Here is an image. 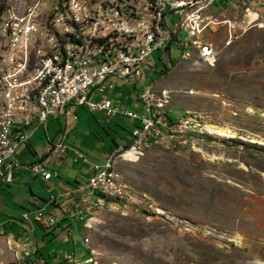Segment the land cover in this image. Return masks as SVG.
Listing matches in <instances>:
<instances>
[{
    "label": "rangeland",
    "instance_id": "374dc122",
    "mask_svg": "<svg viewBox=\"0 0 264 264\" xmlns=\"http://www.w3.org/2000/svg\"><path fill=\"white\" fill-rule=\"evenodd\" d=\"M197 1L195 7L202 6L199 16H210L204 24L212 20V25L200 36L189 26L188 35L180 30L178 38H187L188 48L177 55L172 46L166 73L157 59L161 51L156 52L155 71L146 69L144 82L118 81L104 93L114 106L141 113L137 96L143 85L151 84L158 97L168 94L166 112L173 123L185 117L202 120L232 136L197 128L192 135L150 143L133 160L120 158L117 172L128 189L161 214L149 215L151 206L143 210L112 202L92 212L87 227L82 219L74 220L71 232L62 228L68 221L53 205L35 217L52 194L47 185L53 179L18 169L13 181L0 182V264L31 263L28 248L13 246L18 239L31 243L35 251L30 256L43 259L41 264H63L67 256L77 262L88 259L87 264H264V0ZM35 4L0 0L5 7L0 23L13 10ZM40 11L45 20L46 2ZM177 21L176 15H168L169 28ZM200 40L216 53L212 65L199 57ZM74 115L69 124L63 113L50 117L45 129L34 122L25 129L33 131L31 138L19 145L14 157L24 166L45 159L55 163L51 148L63 142L83 153L87 163L68 151L57 166L61 178L84 182L89 166L103 164L135 122L121 113L107 117L82 106ZM110 122L123 129L112 131ZM29 212L35 231L23 227L30 225L21 218ZM52 215L57 223L49 224Z\"/></svg>",
    "mask_w": 264,
    "mask_h": 264
},
{
    "label": "built area",
    "instance_id": "2783aa9c",
    "mask_svg": "<svg viewBox=\"0 0 264 264\" xmlns=\"http://www.w3.org/2000/svg\"><path fill=\"white\" fill-rule=\"evenodd\" d=\"M44 2L49 8V16L43 22H36V14L42 9ZM150 2H157V12L149 11ZM184 5L167 0H115L112 8L102 10V3H97V0H74V11L60 14L58 0H36L33 7H27L23 11L13 10L0 23V32L3 33V43L0 47V68H2V76H0V149L10 137H18V144L14 145L13 153L8 159L0 160V182L9 183L13 180L17 165L13 159L14 152L20 144L27 142L30 136H18L10 133V125L23 123L29 117L24 109L28 88H19V80L29 71L24 70L27 57H22L25 39L35 38V46L39 43H50L53 46L56 43V40L53 39V32L56 29L85 26L87 27L86 36H90L92 32L105 34L109 29H120V38L110 41L100 62L92 65H85L79 62L78 58H74V51L85 50H79L74 43H63L65 55L56 60H48L50 76H53V85L44 92L43 97L38 101V105L42 109V121L37 128L43 126L45 129L47 120L50 117H58L60 113L65 116V123L69 124V121L75 120L76 107L82 106L91 113L101 112L107 117L121 113L134 120L137 125L131 129L130 143L147 145L152 140H165L166 137L176 133L195 134L197 128L212 129L211 125L203 123L202 120L198 123H190V119L186 117L184 125H173V121L168 118L166 107L165 110L153 109V96L150 100H143L147 84L143 85L137 96V103L142 106L141 113L114 106L104 93L107 88L113 90L118 81L122 83L134 81L135 84L144 82L146 79L144 71L146 69L155 71L152 55L156 52L161 51L158 58L165 63L167 68L172 63L171 49L173 45L178 49L177 55H181L182 49L187 46V38L184 42H174L176 23L171 29L167 25V19L171 13L177 16L179 9ZM22 14H29V22H22ZM69 14L80 15V23L68 25ZM147 19H155V28H161L160 36H153L152 30H145ZM212 22L210 20L206 24H196L197 35L200 36L207 27L212 25ZM155 37H162V45L158 51L148 52V45L155 41ZM200 43L202 47L211 46L201 40ZM138 45H147V52L137 53V56L126 55V48H137ZM110 57H118V64H110ZM123 145L124 143H120L111 150L103 164H91L89 166L90 175L84 182H77L75 186L57 193V202H50L48 197L46 205L35 211V217L39 218V213L44 212L47 205H53L60 211L62 219L68 221L65 226L66 232H71L72 222L83 217L80 216V209H85L87 205L59 208V200L60 197L70 196L74 193L89 194L90 199L94 196L116 199L129 205L133 204L137 209L145 210V206H151L148 203H143L142 199H137L122 180L121 174L116 173ZM68 151H72L78 161L83 164L87 163L85 155L78 149L60 142L51 148V153L55 158L54 169L50 168L45 160L32 163L27 168L34 175H39L44 179L57 177V166L62 163ZM161 212V209L152 207V214L149 215H159ZM29 214L30 212L22 214L21 218L30 223L23 227L33 230ZM92 215L90 214V217ZM48 223H57L55 215L49 218ZM66 259V263L71 261L74 264H87L88 261L85 259L82 262H77L68 256Z\"/></svg>",
    "mask_w": 264,
    "mask_h": 264
},
{
    "label": "bare ground",
    "instance_id": "6f19581e",
    "mask_svg": "<svg viewBox=\"0 0 264 264\" xmlns=\"http://www.w3.org/2000/svg\"><path fill=\"white\" fill-rule=\"evenodd\" d=\"M167 1L185 4L179 9V13L177 14L178 21L175 24L174 42H181L178 38L180 30L185 31L188 35V26L192 30H196V24H204L210 17L207 15L205 17L202 15L199 16V11L202 6L195 7L198 2L197 0ZM97 3H102V10H109L114 6L115 0H97ZM20 7L21 5L19 8ZM68 11H74V0H59L58 12L60 14H68ZM149 11L157 12V2H150ZM40 14L41 11L37 13L36 22L44 21ZM197 19L199 22L196 21ZM22 22H29V14H22ZM79 23L80 15L69 14L68 25H78ZM145 30H152L153 36L161 35V28H155V19L146 20ZM60 34H63V36L59 37ZM86 34L87 27L85 26H73V28L68 29H56L53 32V39L56 40V43L53 46L50 43H39L35 46V38L25 39V47L22 49V57H27V63H24V70L29 71L19 80V88H28V95L26 100H24V109L25 113H28L29 117H27L23 123H14L10 125V133L18 136H29L31 135V132H26L24 128L31 126L34 122H37L39 125L41 124L42 109L40 105H38V101L43 97L44 92L50 89L53 85V76H50V62H48V60H56L65 55V45H63V43H74L77 45L79 50H85L74 51V58H78V61L85 65H92L100 62L104 52L108 49L110 41L115 38H120V29H109L105 34L100 32H92L90 33V36H86ZM2 43L3 40L0 41V47H2ZM160 45H162V37H155V41L150 42L148 45V52L158 51ZM33 47L35 48L33 49ZM187 48L188 46H185V49ZM146 52L147 45H138L137 48H126L127 56H137V53ZM215 54L216 53L211 46L202 47V44L199 46V57L203 60V62H207L209 65H212L215 60ZM110 64H118V57H110ZM0 76H2V68H0ZM152 96L154 97V110H165V107L167 108L169 103L168 94H163V96L158 97L155 90L151 86H148L147 91H144L143 93V100H150ZM190 123H198V121L192 119L190 120ZM173 125H184V120H179L176 123L174 122ZM211 126V130H206L208 133L215 131L219 136H232L230 131L224 127ZM180 134L183 133L172 134L171 136L166 137L165 140H175ZM165 140H152L150 143H160ZM17 144L18 137H10L9 140L6 141V144L3 145L2 149H0V160L8 159L10 154L13 153L14 145ZM147 145L143 143H130L128 146H123L120 158L127 161L133 160ZM117 171L118 170L116 168V173H118ZM49 201L57 202V194H50ZM67 202L73 204L72 206L87 205L85 206V209H80V216H83L80 218H84L83 225L86 227L88 225L87 222L91 220L92 216L90 217V214L92 212H95L103 205L109 206L112 202L118 203L119 201L116 199H106L103 196H94L90 199L89 194L74 193L70 196L60 197L59 205L61 208H66L68 205ZM152 207L153 205L151 204V211ZM84 241L87 243V238H85Z\"/></svg>",
    "mask_w": 264,
    "mask_h": 264
},
{
    "label": "crops",
    "instance_id": "0c3cea01",
    "mask_svg": "<svg viewBox=\"0 0 264 264\" xmlns=\"http://www.w3.org/2000/svg\"><path fill=\"white\" fill-rule=\"evenodd\" d=\"M148 86H151V84L150 85H147V87ZM154 89V88H153ZM34 124V123H33ZM32 124V125H33ZM31 125V126H32ZM28 127H30V126H28ZM28 127H25L24 129H26V128H28ZM65 130H67L66 128H65ZM33 131H31V133H32ZM63 134H64V132H63ZM62 134V135H63ZM31 137H29V139H30ZM19 148V146L16 148V150H15V152L17 151V149ZM15 152H14V155H15ZM14 155H13V159H14V161H15V163L17 164L16 165V167H15V170H14V178H15V174H16V172H17V170L18 169H23V168H27V166H24V164L23 163H21V162H19L15 157H14ZM45 161L46 162H48V160H46L45 159ZM54 162H55V158H54ZM48 164H49V167L50 168H52V169H54V165H55V163H49L48 162ZM57 172H58V170H57ZM61 172H58V176L57 177H54V178H52L53 180H52V182L51 183H48V188H52L51 190L53 191H51V193L52 194H57V193H59V192H62V191H64L65 189H67V188H70V187H73V186H75L76 185V183L78 182V181H74V182H67V181H65L64 179H62L61 178ZM34 175V174H33ZM34 176H38V175H34ZM89 176V175H88ZM14 178H13V180H14ZM12 180V181H13ZM68 203V205L67 206H72L73 204H70L69 202H67ZM42 206V205H41ZM49 205H47V207H48ZM44 207V206H43ZM46 207V208H47ZM59 208H61L60 207V205H59ZM38 219V218H37ZM79 219H82V221H84V218H79ZM64 220V219H63ZM84 223V222H83ZM67 224L65 223L64 225H63V229L65 230V226H66ZM84 226V225H83ZM88 226V225H87ZM86 226V227H87ZM85 227V226H84ZM23 229V228H22ZM27 230V229H26ZM33 230L35 231V229H34V227H33ZM66 231V230H65ZM20 240L18 239V240H13L12 242L14 243L13 244V246H15V247H17V248H19V247H21V246H23V247H25V248H28L30 251L28 252V253H30V254H28V253H26V256H28V257H30L31 258V263L30 264H41L42 263V261H43V259H41V258H39L38 259V261H36V257H31L32 256V252H34L35 250H34V248L32 249V247H31V243H29V244H23V243H21V242H19ZM31 255V256H30ZM63 264H66L65 262L63 263Z\"/></svg>",
    "mask_w": 264,
    "mask_h": 264
},
{
    "label": "trees",
    "instance_id": "16d2710c",
    "mask_svg": "<svg viewBox=\"0 0 264 264\" xmlns=\"http://www.w3.org/2000/svg\"><path fill=\"white\" fill-rule=\"evenodd\" d=\"M214 3H216V1H214ZM5 9V7H3V6H0V13L1 12H3L4 11V9ZM158 59V61H161L159 58H157ZM162 62V61H161ZM163 63V65H164V68H163V70H162V73H166V71L168 70V68L166 67V65H165V63L164 62H162ZM110 117V116H109ZM137 124H136V122H134L133 123V126H136ZM107 126L112 130V131H114V132H117V129L118 128H120V129H123L122 127H121V125H119L118 123H107ZM128 133V134H127ZM127 133H124V134H122V135H120V138L123 140V143L125 144L124 146H127L130 142H128V138H129V135H130V133H131V131H128ZM26 143V142H25ZM118 146V144L116 145V147ZM115 147V148H116Z\"/></svg>",
    "mask_w": 264,
    "mask_h": 264
}]
</instances>
